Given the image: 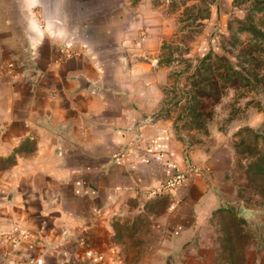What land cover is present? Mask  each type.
Here are the masks:
<instances>
[{
  "label": "crops",
  "instance_id": "1",
  "mask_svg": "<svg viewBox=\"0 0 264 264\" xmlns=\"http://www.w3.org/2000/svg\"><path fill=\"white\" fill-rule=\"evenodd\" d=\"M88 1L0 0V230H29L18 249L0 241V264H129L116 220L146 200L161 234L137 264H203L193 242L220 204L230 148H186L159 114L157 9ZM154 151L187 183L149 194L166 175Z\"/></svg>",
  "mask_w": 264,
  "mask_h": 264
},
{
  "label": "rangeland",
  "instance_id": "2",
  "mask_svg": "<svg viewBox=\"0 0 264 264\" xmlns=\"http://www.w3.org/2000/svg\"><path fill=\"white\" fill-rule=\"evenodd\" d=\"M118 1L89 0L84 7ZM137 1L145 10L157 9L163 27L157 55L165 67L159 114L171 121L186 148L231 151L227 179L219 173L225 181L220 204L194 238V247L204 251L200 261L264 264V191L247 172L249 162L264 152V0L131 3ZM153 202L146 200V208L125 211L116 220V237L129 264L143 261L140 256L159 244Z\"/></svg>",
  "mask_w": 264,
  "mask_h": 264
},
{
  "label": "built area",
  "instance_id": "3",
  "mask_svg": "<svg viewBox=\"0 0 264 264\" xmlns=\"http://www.w3.org/2000/svg\"><path fill=\"white\" fill-rule=\"evenodd\" d=\"M8 66L12 67V62H9ZM153 158L163 162L165 165L166 175L163 180L149 190V194L153 196L161 195L173 187L187 183L188 171L181 169L176 162H174L171 158L166 157L164 151H154ZM28 236L29 230L19 224L13 225L8 231L0 230V241L9 242L15 249H18L21 240L27 238ZM86 254L94 255L99 260L103 258V254L101 252H97L91 248L86 250ZM28 261L32 264H41L43 259L41 257H30Z\"/></svg>",
  "mask_w": 264,
  "mask_h": 264
},
{
  "label": "trees",
  "instance_id": "4",
  "mask_svg": "<svg viewBox=\"0 0 264 264\" xmlns=\"http://www.w3.org/2000/svg\"><path fill=\"white\" fill-rule=\"evenodd\" d=\"M206 57H208V55H204L202 59ZM247 172L248 174H251V176L249 175L250 176L249 179L253 181L256 184V186H258L260 192H263L264 191V152L259 154V156L255 160L249 162V164L247 165ZM222 246H223L222 248L229 249L227 242L226 243L223 242Z\"/></svg>",
  "mask_w": 264,
  "mask_h": 264
}]
</instances>
